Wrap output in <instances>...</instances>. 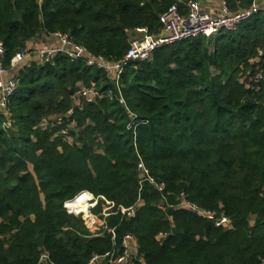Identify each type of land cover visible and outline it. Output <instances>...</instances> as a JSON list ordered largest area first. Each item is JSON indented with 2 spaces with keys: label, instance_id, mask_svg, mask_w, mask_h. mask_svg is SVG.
<instances>
[{
  "label": "trees",
  "instance_id": "16d2710c",
  "mask_svg": "<svg viewBox=\"0 0 264 264\" xmlns=\"http://www.w3.org/2000/svg\"><path fill=\"white\" fill-rule=\"evenodd\" d=\"M183 2L0 0L3 65L31 40L54 34L118 61L136 29L159 33V16L174 5L184 13ZM224 2L235 10L251 0ZM15 79L9 116L0 112V264H39L42 255L50 264H90L128 234L132 264L264 263V17L131 61L118 89L100 69L61 54L22 66ZM80 87L103 97L79 110L71 97ZM70 109L71 142L36 129ZM81 192L134 207L135 216H109L91 236L62 207ZM180 193L223 213L231 227L178 208Z\"/></svg>",
  "mask_w": 264,
  "mask_h": 264
},
{
  "label": "built area",
  "instance_id": "2783aa9c",
  "mask_svg": "<svg viewBox=\"0 0 264 264\" xmlns=\"http://www.w3.org/2000/svg\"><path fill=\"white\" fill-rule=\"evenodd\" d=\"M183 11L185 12L182 13L174 5L161 14L159 16L161 29L157 34L149 33L146 28L136 29L135 35L129 41L125 56L118 61H107L101 56H93L82 46L74 43L66 34H54L53 36L57 40L56 46H49L36 51L35 61L39 64L49 63L58 54L66 56L71 61L81 60L86 66L103 71L107 80L118 89L120 76L127 63L131 61L149 62L156 49L184 40L198 37L209 38L219 32L233 33L241 23L252 17L257 15L264 17V0H251L247 7L238 5L235 10H231L224 0L218 8L211 10H204L201 0H184ZM4 55L5 49L0 41V112L8 117V100L16 91L18 85L15 74L22 67L20 65H22L24 58L30 55V50L25 48V50L16 53L9 61L8 67L3 65ZM101 97H103V93L95 88L80 87L71 97V101L74 107L81 110L82 103L93 104ZM119 102L123 104L121 97ZM72 114L73 109H70L66 114L45 118L41 120L36 129L54 132V137L60 136L69 140L70 132H77L76 122L71 118ZM130 117V126H133L137 118L132 114ZM141 171L147 177V172L143 167ZM148 181L159 192L163 190L164 186L162 184L156 185L154 180L150 178ZM82 194L85 195L83 199H81ZM78 199L80 200L76 202ZM179 200L178 208L186 209L211 221L217 228L227 230L231 227L230 219L223 213L217 215L216 212L199 208L188 202L184 193H180ZM62 207L68 215L80 218L87 233L91 236H94L99 229L104 228V219L109 216L117 213L128 219H133L135 216L134 207L127 209L120 206L116 207L113 202L106 198L102 196L95 197L88 192H81L73 199L65 201ZM108 233L113 241L114 229H109ZM133 240L134 238L131 235H125L119 249L113 248L103 255H94L90 260V264H132L133 255L131 254L130 243ZM43 263L50 264L45 255H42L39 261V264Z\"/></svg>",
  "mask_w": 264,
  "mask_h": 264
},
{
  "label": "crops",
  "instance_id": "0c3cea01",
  "mask_svg": "<svg viewBox=\"0 0 264 264\" xmlns=\"http://www.w3.org/2000/svg\"><path fill=\"white\" fill-rule=\"evenodd\" d=\"M222 1L223 0H201V5H202V8L204 10H211L214 8H218L221 5ZM56 44H57V40L53 35H50V36L41 35V36L31 40L30 42H28L26 44V48L28 50H30V55L24 58L21 66H25V65L29 64L30 62L35 61V52L36 51H38L42 48L49 47V46H54ZM130 248L132 249V251L135 254L136 253L135 240H133L130 243ZM134 254H132V255L134 256Z\"/></svg>",
  "mask_w": 264,
  "mask_h": 264
},
{
  "label": "rangeland",
  "instance_id": "374dc122",
  "mask_svg": "<svg viewBox=\"0 0 264 264\" xmlns=\"http://www.w3.org/2000/svg\"><path fill=\"white\" fill-rule=\"evenodd\" d=\"M56 46V45H55ZM21 66V65H20ZM52 117V116H51ZM67 141H69V142H71L72 141V137H70V139L68 140V139H66ZM29 170L31 171L32 170V167L31 166H29ZM143 174V173H142ZM99 209H100V207H98ZM98 208H97V210H98ZM96 211V210H95ZM216 213H217V211H216ZM250 222H254V217H251L250 218ZM133 248V247H132ZM131 249V248H130ZM131 254H134V252L132 251V249H131ZM134 256H135V254H134ZM133 256V257H134ZM44 264V263H43ZM100 264H102V263H100Z\"/></svg>",
  "mask_w": 264,
  "mask_h": 264
},
{
  "label": "water",
  "instance_id": "95a60500",
  "mask_svg": "<svg viewBox=\"0 0 264 264\" xmlns=\"http://www.w3.org/2000/svg\"><path fill=\"white\" fill-rule=\"evenodd\" d=\"M139 170H140V171L142 170V166H139Z\"/></svg>",
  "mask_w": 264,
  "mask_h": 264
}]
</instances>
